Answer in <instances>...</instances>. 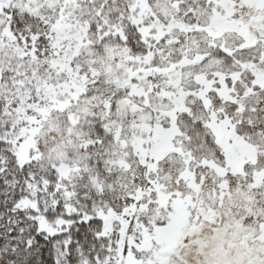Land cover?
<instances>
[{
  "label": "snow or ice",
  "instance_id": "1",
  "mask_svg": "<svg viewBox=\"0 0 264 264\" xmlns=\"http://www.w3.org/2000/svg\"><path fill=\"white\" fill-rule=\"evenodd\" d=\"M0 264H264V0H0Z\"/></svg>",
  "mask_w": 264,
  "mask_h": 264
}]
</instances>
